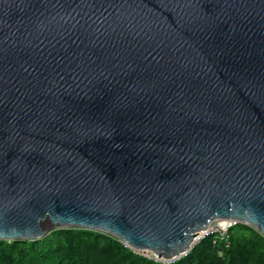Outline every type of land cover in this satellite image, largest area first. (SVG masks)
<instances>
[{"label":"water","instance_id":"95a60500","mask_svg":"<svg viewBox=\"0 0 264 264\" xmlns=\"http://www.w3.org/2000/svg\"><path fill=\"white\" fill-rule=\"evenodd\" d=\"M213 220L264 236V0H0V240Z\"/></svg>","mask_w":264,"mask_h":264},{"label":"trees","instance_id":"16d2710c","mask_svg":"<svg viewBox=\"0 0 264 264\" xmlns=\"http://www.w3.org/2000/svg\"><path fill=\"white\" fill-rule=\"evenodd\" d=\"M0 264H160L116 238L80 228L56 229L39 240H0ZM173 264H264V237L236 224L225 237L209 235Z\"/></svg>","mask_w":264,"mask_h":264},{"label":"built area","instance_id":"2783aa9c","mask_svg":"<svg viewBox=\"0 0 264 264\" xmlns=\"http://www.w3.org/2000/svg\"><path fill=\"white\" fill-rule=\"evenodd\" d=\"M237 223L238 222L235 220H213L212 222L209 223V225L204 230H201L197 233L196 237L193 239V241L190 245H193V244L200 242L203 238H205L206 236H209L210 234L218 233L219 236L225 237L227 235L226 233H227L228 229H230L232 226L236 225ZM252 228L255 229L254 227H252ZM255 230L258 231L257 229H255ZM122 244L125 247L129 248L131 251H133L135 254H137L143 258L153 260L154 262H158L160 264H173L177 261H180L184 257H186L189 253V252H184V253H180L179 255L173 256L171 258H162V257H158L157 254H155L154 252H152L150 250H137V249H134L132 247L127 246L124 243H122Z\"/></svg>","mask_w":264,"mask_h":264},{"label":"rangeland","instance_id":"374dc122","mask_svg":"<svg viewBox=\"0 0 264 264\" xmlns=\"http://www.w3.org/2000/svg\"><path fill=\"white\" fill-rule=\"evenodd\" d=\"M237 224H243V223H237ZM245 225H247V224H245ZM249 226V225H248ZM255 230V229H254ZM256 231V230H255ZM256 232H258V231H256ZM227 234V233H226ZM210 235H213V234H210ZM215 235H217L218 237H221V236H219V234L218 233H216ZM263 236V235H262ZM207 237H209V236H206L205 238H203L200 242H202L204 239H206ZM222 238V237H221ZM200 242H198V243H196V244H193V245H189V247L185 250V251H183V252H181V253H184V252H191ZM192 243V242H191ZM133 252V251H132ZM134 253V252H133ZM188 253V254H189ZM188 256V255H187ZM185 258V257H184ZM146 259V258H145ZM147 260H149V259H147ZM182 260V259H181ZM151 261H153V260H151Z\"/></svg>","mask_w":264,"mask_h":264}]
</instances>
